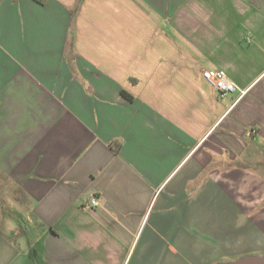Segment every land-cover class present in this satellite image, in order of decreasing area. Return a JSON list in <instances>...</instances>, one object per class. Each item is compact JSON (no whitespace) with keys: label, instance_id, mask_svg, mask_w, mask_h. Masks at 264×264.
Returning <instances> with one entry per match:
<instances>
[{"label":"crops","instance_id":"0c3cea01","mask_svg":"<svg viewBox=\"0 0 264 264\" xmlns=\"http://www.w3.org/2000/svg\"><path fill=\"white\" fill-rule=\"evenodd\" d=\"M76 5L0 0V264L264 257V0Z\"/></svg>","mask_w":264,"mask_h":264},{"label":"built area","instance_id":"2783aa9c","mask_svg":"<svg viewBox=\"0 0 264 264\" xmlns=\"http://www.w3.org/2000/svg\"><path fill=\"white\" fill-rule=\"evenodd\" d=\"M201 77L206 83L215 89L221 99L237 90L235 84L222 70H204L201 72ZM242 94L243 92H241L240 95ZM88 205L92 208H96L99 206V203L95 197H91L88 200Z\"/></svg>","mask_w":264,"mask_h":264},{"label":"rangeland","instance_id":"374dc122","mask_svg":"<svg viewBox=\"0 0 264 264\" xmlns=\"http://www.w3.org/2000/svg\"><path fill=\"white\" fill-rule=\"evenodd\" d=\"M9 190V189H8ZM7 190V192H8V194H10V192ZM12 194L14 193V192H11ZM18 198V197H17ZM19 199V198H18ZM13 201H14V199L11 197H9V198H7V200H6V202H7V211H13V210H15V206L12 204L13 203ZM17 216H18V220H23V215H17V214H10V215H6V225H7V227H8V225H13V223H16L17 221H16V219H17ZM20 218H22V219H20ZM17 227L18 228H24L23 226V224L21 223V222H17ZM20 226V227H19ZM33 227V226H32ZM37 235H40V232H34V231H32L31 232V235H30V239L32 240V241H34L35 240V238L37 237ZM37 251L38 252H40L41 251V249H42V243H38V245H37ZM254 256L255 254H248L247 256ZM240 259V258H239ZM223 263H227V262H223Z\"/></svg>","mask_w":264,"mask_h":264},{"label":"water","instance_id":"95a60500","mask_svg":"<svg viewBox=\"0 0 264 264\" xmlns=\"http://www.w3.org/2000/svg\"><path fill=\"white\" fill-rule=\"evenodd\" d=\"M222 264H264V257L262 256H245L239 260L231 263Z\"/></svg>","mask_w":264,"mask_h":264},{"label":"trees","instance_id":"16d2710c","mask_svg":"<svg viewBox=\"0 0 264 264\" xmlns=\"http://www.w3.org/2000/svg\"><path fill=\"white\" fill-rule=\"evenodd\" d=\"M38 1H42V0H38ZM81 1H82V0H77V5H76V10H75V12H76L77 9L79 8V5H80Z\"/></svg>","mask_w":264,"mask_h":264}]
</instances>
